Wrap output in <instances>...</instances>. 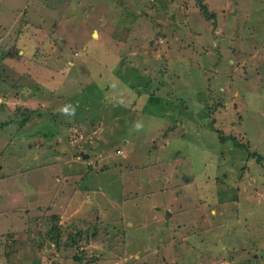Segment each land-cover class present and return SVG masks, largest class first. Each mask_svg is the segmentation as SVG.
<instances>
[{"label": "rangeland", "instance_id": "1", "mask_svg": "<svg viewBox=\"0 0 264 264\" xmlns=\"http://www.w3.org/2000/svg\"><path fill=\"white\" fill-rule=\"evenodd\" d=\"M0 264H264V0H0Z\"/></svg>", "mask_w": 264, "mask_h": 264}, {"label": "trees", "instance_id": "2", "mask_svg": "<svg viewBox=\"0 0 264 264\" xmlns=\"http://www.w3.org/2000/svg\"><path fill=\"white\" fill-rule=\"evenodd\" d=\"M199 8H200V11L203 13L204 19H206V20H208V21H211V20H213V19L215 18L214 15L208 13V10H207L206 5H204V4H202V3H199ZM159 100H160V99H159ZM159 100H158V101H159ZM158 101H153V102H154V103H157ZM24 120H25V119H24ZM230 140H232V141L234 142V146H235L236 148H239L240 150H243V151H245V152L247 151V150H245V149L247 148V145H246V144H245V145H242V144H239V143H235V139H230ZM219 141H220L221 143L225 142L224 139H222V138H220ZM77 157H78V156H77ZM249 157H250L251 159L255 158V160H256L257 163H260V162H261V157L257 156V155L254 154V153L249 154ZM250 158H249L248 161L251 160ZM76 259H77V258H76ZM77 260H78V259H77Z\"/></svg>", "mask_w": 264, "mask_h": 264}, {"label": "water", "instance_id": "3", "mask_svg": "<svg viewBox=\"0 0 264 264\" xmlns=\"http://www.w3.org/2000/svg\"><path fill=\"white\" fill-rule=\"evenodd\" d=\"M167 215H168V213H167Z\"/></svg>", "mask_w": 264, "mask_h": 264}, {"label": "crops", "instance_id": "4", "mask_svg": "<svg viewBox=\"0 0 264 264\" xmlns=\"http://www.w3.org/2000/svg\"><path fill=\"white\" fill-rule=\"evenodd\" d=\"M2 82V81H1Z\"/></svg>", "mask_w": 264, "mask_h": 264}]
</instances>
